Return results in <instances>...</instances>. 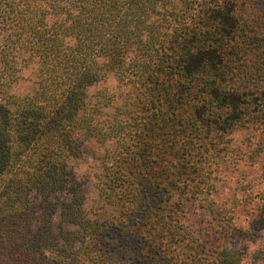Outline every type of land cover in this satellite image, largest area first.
<instances>
[{"label":"trees","instance_id":"trees-1","mask_svg":"<svg viewBox=\"0 0 264 264\" xmlns=\"http://www.w3.org/2000/svg\"><path fill=\"white\" fill-rule=\"evenodd\" d=\"M247 2L0 0V264H264V198L188 224L264 125Z\"/></svg>","mask_w":264,"mask_h":264},{"label":"rangeland","instance_id":"rangeland-1","mask_svg":"<svg viewBox=\"0 0 264 264\" xmlns=\"http://www.w3.org/2000/svg\"><path fill=\"white\" fill-rule=\"evenodd\" d=\"M247 7L253 14L257 13L264 18V0H252L251 4L247 2ZM257 23L255 25L259 27ZM260 26L264 28V21ZM262 28L259 27L257 32L264 36ZM251 44L253 45V42ZM232 132L229 140H224L227 145L222 148L220 145L221 151L213 155L217 158L211 167L215 189L189 207L191 216L188 224L193 228L201 229L205 226V221H209V214L204 206L213 202L214 209L224 213L230 209L229 215L236 219L237 229L245 232L249 226L250 212L255 210L254 205L264 198V125L255 127V130L234 129ZM242 237V233H237L238 240L242 241ZM262 243L264 244V238ZM246 244L254 245L250 241H246ZM251 257L252 253L249 258ZM248 263L254 264L250 260Z\"/></svg>","mask_w":264,"mask_h":264}]
</instances>
